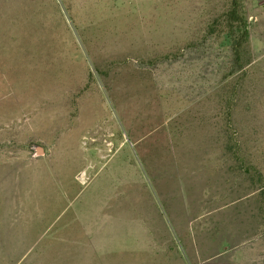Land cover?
<instances>
[{
    "label": "rangeland",
    "instance_id": "obj_1",
    "mask_svg": "<svg viewBox=\"0 0 264 264\" xmlns=\"http://www.w3.org/2000/svg\"><path fill=\"white\" fill-rule=\"evenodd\" d=\"M263 33L264 0H0V264H264Z\"/></svg>",
    "mask_w": 264,
    "mask_h": 264
},
{
    "label": "crops",
    "instance_id": "obj_2",
    "mask_svg": "<svg viewBox=\"0 0 264 264\" xmlns=\"http://www.w3.org/2000/svg\"><path fill=\"white\" fill-rule=\"evenodd\" d=\"M264 34V33H263ZM254 33L251 34V39L253 40L254 39Z\"/></svg>",
    "mask_w": 264,
    "mask_h": 264
},
{
    "label": "water",
    "instance_id": "obj_3",
    "mask_svg": "<svg viewBox=\"0 0 264 264\" xmlns=\"http://www.w3.org/2000/svg\"><path fill=\"white\" fill-rule=\"evenodd\" d=\"M40 152V151H39Z\"/></svg>",
    "mask_w": 264,
    "mask_h": 264
}]
</instances>
